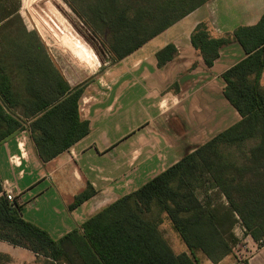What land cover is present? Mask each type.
Masks as SVG:
<instances>
[{
  "label": "trees",
  "instance_id": "1",
  "mask_svg": "<svg viewBox=\"0 0 264 264\" xmlns=\"http://www.w3.org/2000/svg\"><path fill=\"white\" fill-rule=\"evenodd\" d=\"M210 0H71L92 27L104 35L114 62L121 61L168 28L203 8ZM21 0H0V141L28 130L36 152L47 163L89 134L82 120L86 85L72 88L46 56L24 43ZM27 35L30 34L28 31ZM238 41L247 57L228 70L224 94L242 120L177 164L97 215L81 229L60 239L26 221L23 207L11 204L0 180V241L27 249L45 264H202L196 252L213 264L234 255L240 240L234 229L241 222L246 235L264 244V16L253 27L216 37L208 21L191 37L193 46L212 67L219 52ZM43 51V50H42ZM176 47L156 54L158 66L173 61ZM254 142L243 164L232 160L230 147ZM256 173V181L247 179ZM259 175V176H258ZM204 190L205 200L198 196ZM88 188L71 209L95 195ZM212 194V195H211ZM226 199V203L219 200ZM166 215L191 255H176L159 228ZM11 259L0 253V261Z\"/></svg>",
  "mask_w": 264,
  "mask_h": 264
},
{
  "label": "crops",
  "instance_id": "2",
  "mask_svg": "<svg viewBox=\"0 0 264 264\" xmlns=\"http://www.w3.org/2000/svg\"><path fill=\"white\" fill-rule=\"evenodd\" d=\"M263 16L264 0H210L113 62L101 79L84 88L80 112L90 124L89 134L50 162H42L27 129L0 141V180L17 187L24 219L60 239L238 124L242 117L224 94L223 75L247 57L244 48L231 42L209 67L191 37L203 21L221 37L256 26ZM170 44L178 54L159 67L156 54ZM13 156L20 158V167L11 164ZM88 188L95 195L71 209ZM163 219L180 247L174 249L164 236L174 253L188 254L171 221L166 215ZM237 227L234 233L246 246L218 264H264V244L258 246L243 226ZM0 253L12 264H36L39 258L5 241H0ZM197 257L202 264H213L202 253Z\"/></svg>",
  "mask_w": 264,
  "mask_h": 264
},
{
  "label": "rangeland",
  "instance_id": "3",
  "mask_svg": "<svg viewBox=\"0 0 264 264\" xmlns=\"http://www.w3.org/2000/svg\"><path fill=\"white\" fill-rule=\"evenodd\" d=\"M14 1L15 0H10L11 3ZM49 5H51V8L53 7L52 10L54 14L58 15L60 22L63 24V31L54 24L53 29H50L42 20V17L47 19L44 8H48ZM20 13L26 30L30 33L28 35L26 34L27 31L23 33V40L26 46H28L31 52L40 56V58L45 55L52 66L56 68L51 59L53 58L60 67V74L69 81L68 83H70L72 88L95 83L97 78H102L101 75L103 70L110 67L114 62L105 36L94 33L88 21L74 8L71 0H21ZM70 40L80 42L86 47L91 48L96 54L98 60L97 64L94 65L93 62L91 65L86 64L81 58L84 56L82 51L78 50ZM90 66H92V68ZM253 144L254 142L250 141L242 148L234 146L228 148L226 152L233 154L232 160L239 161L244 165L249 164L248 161L243 160V157H245L247 150L253 146ZM260 174L264 175V171H261ZM256 175V173L250 174L247 179L251 182H255ZM198 196L202 200H205V191L199 190ZM216 201L227 202L223 197H220L219 200L216 198ZM238 225L241 227V222ZM159 230L163 236L168 238L169 243L174 249L177 250L180 248L170 230L166 228L164 219ZM238 234L239 237H242L240 231H238ZM249 237L252 238L251 236ZM244 246H246V243L244 239H242L240 240V244L236 247L234 255H236V252L242 251ZM199 253L200 252H196V255ZM188 254L191 255L190 252H188ZM246 255V253L243 254V256ZM45 263H47L46 259L39 257L36 264ZM0 264H8V262L5 259L0 261Z\"/></svg>",
  "mask_w": 264,
  "mask_h": 264
},
{
  "label": "bare ground",
  "instance_id": "4",
  "mask_svg": "<svg viewBox=\"0 0 264 264\" xmlns=\"http://www.w3.org/2000/svg\"><path fill=\"white\" fill-rule=\"evenodd\" d=\"M51 5H52V3H51ZM51 5H49L48 8H44V13H45V16L47 17V19L45 17L41 16L42 20L47 24V26L50 29H53V24H54L57 27H59L61 31H63L64 30L63 24L60 22L58 15L54 14V12L52 10L53 7L51 8ZM71 43H73L78 50L82 51V53L85 57L83 56L81 58L83 59V61L86 64L91 65L92 62L94 63V65L97 64L98 60H97L96 54L94 53L93 50H91V48L86 47L85 45H83L80 42H77V41L75 42L74 40H72ZM90 67L92 68V66H90Z\"/></svg>",
  "mask_w": 264,
  "mask_h": 264
},
{
  "label": "built area",
  "instance_id": "5",
  "mask_svg": "<svg viewBox=\"0 0 264 264\" xmlns=\"http://www.w3.org/2000/svg\"><path fill=\"white\" fill-rule=\"evenodd\" d=\"M10 162L15 167H20L21 165L20 158H17L15 156L10 158ZM1 195L5 196L11 204H14L17 196V187L14 184L9 183L8 181H5L3 183V192Z\"/></svg>",
  "mask_w": 264,
  "mask_h": 264
},
{
  "label": "water",
  "instance_id": "6",
  "mask_svg": "<svg viewBox=\"0 0 264 264\" xmlns=\"http://www.w3.org/2000/svg\"><path fill=\"white\" fill-rule=\"evenodd\" d=\"M51 59H52L54 65H55L56 69L61 72L60 67L58 66V64L54 61L53 58H51Z\"/></svg>",
  "mask_w": 264,
  "mask_h": 264
}]
</instances>
